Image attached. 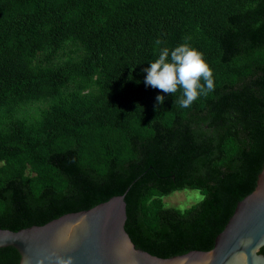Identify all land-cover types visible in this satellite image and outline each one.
Listing matches in <instances>:
<instances>
[{
    "label": "trees",
    "instance_id": "1",
    "mask_svg": "<svg viewBox=\"0 0 264 264\" xmlns=\"http://www.w3.org/2000/svg\"><path fill=\"white\" fill-rule=\"evenodd\" d=\"M186 40L215 91L182 108L144 69ZM263 160L264 0H0V228L125 191L137 248L208 250ZM184 188L202 197L163 205ZM18 259L0 247V264Z\"/></svg>",
    "mask_w": 264,
    "mask_h": 264
},
{
    "label": "water",
    "instance_id": "2",
    "mask_svg": "<svg viewBox=\"0 0 264 264\" xmlns=\"http://www.w3.org/2000/svg\"><path fill=\"white\" fill-rule=\"evenodd\" d=\"M125 192V191H124ZM124 192L87 209L67 212L40 225L0 228V247L12 246L17 264H264V160L252 190L238 200L208 250L169 257L137 248L123 228Z\"/></svg>",
    "mask_w": 264,
    "mask_h": 264
},
{
    "label": "clouds",
    "instance_id": "3",
    "mask_svg": "<svg viewBox=\"0 0 264 264\" xmlns=\"http://www.w3.org/2000/svg\"><path fill=\"white\" fill-rule=\"evenodd\" d=\"M155 43L160 45L162 41L157 39ZM144 71L146 85L172 95L182 90L177 101L182 108L191 107L201 96L206 97L215 91L214 72L204 53L192 47L187 40L171 50L162 48L158 58ZM156 100L162 105L165 97L158 95ZM57 261L58 264H73L72 257H57Z\"/></svg>",
    "mask_w": 264,
    "mask_h": 264
},
{
    "label": "rangeland",
    "instance_id": "4",
    "mask_svg": "<svg viewBox=\"0 0 264 264\" xmlns=\"http://www.w3.org/2000/svg\"><path fill=\"white\" fill-rule=\"evenodd\" d=\"M202 197V194L195 189H181L175 190L162 196V202L164 206H172L179 209H183Z\"/></svg>",
    "mask_w": 264,
    "mask_h": 264
}]
</instances>
